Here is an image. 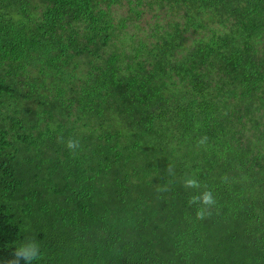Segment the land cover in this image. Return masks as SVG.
<instances>
[{
  "label": "trees",
  "instance_id": "16d2710c",
  "mask_svg": "<svg viewBox=\"0 0 264 264\" xmlns=\"http://www.w3.org/2000/svg\"><path fill=\"white\" fill-rule=\"evenodd\" d=\"M0 264H264V0H0Z\"/></svg>",
  "mask_w": 264,
  "mask_h": 264
},
{
  "label": "clouds",
  "instance_id": "9594fccd",
  "mask_svg": "<svg viewBox=\"0 0 264 264\" xmlns=\"http://www.w3.org/2000/svg\"><path fill=\"white\" fill-rule=\"evenodd\" d=\"M70 148L74 146L73 142L72 141H69V145H68ZM187 184L189 186H195L196 182L194 180H188L187 181ZM204 202L205 203H209L211 201V197H210V194H205L204 197ZM36 249L35 247L32 248L31 252L28 253L26 256H25V259H31V258H35L36 256Z\"/></svg>",
  "mask_w": 264,
  "mask_h": 264
}]
</instances>
